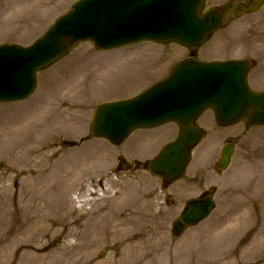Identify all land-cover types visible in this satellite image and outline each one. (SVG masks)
Returning <instances> with one entry per match:
<instances>
[{
    "label": "rangeland",
    "instance_id": "obj_1",
    "mask_svg": "<svg viewBox=\"0 0 264 264\" xmlns=\"http://www.w3.org/2000/svg\"><path fill=\"white\" fill-rule=\"evenodd\" d=\"M10 1L14 4V11L21 10L26 14L0 24V44L27 43L41 34L63 8L66 9L76 0ZM221 1L207 0L203 6L206 9L210 4L224 3ZM13 8L11 6L9 10ZM260 15L264 19V8L254 16ZM236 21L230 11L226 12L223 30L215 32L198 47L199 57L215 59L235 54L233 49L238 43L232 34ZM140 45L128 51L121 48L91 49L82 56H75L72 63L75 62L79 68V82L57 89L60 79L73 77L68 76L70 66L64 67L65 62L74 55L71 54L58 64L56 61L38 72L37 88L33 95L17 102L0 103V246L12 245L6 251L7 260L0 264H27V259L22 257V253L27 250L38 254L55 251L60 257V264H105L108 257L116 260L115 264H131L128 262L130 256H137L136 251L130 250L132 254H129L120 244L116 246L113 243L117 239L115 235L112 237L108 234L106 248H103L100 240L91 246L90 240L85 238L97 227L96 214L76 217L78 219L72 224V230L76 233L67 230V222L60 219L56 221L60 236L49 231L44 239H27L25 231L28 226L21 210L26 212L25 209H28L27 200L32 191L28 188L26 166L22 158H29L23 152L35 147L47 155L53 154L47 163V172L54 169L56 159L72 161L77 168L76 173H79L81 185L76 191L79 196L76 199H84L81 202L82 212H85L86 207L105 205L110 214L108 222L101 228L107 232L119 230L124 233L118 236L119 239L127 238V243H141L139 249L142 252L146 250L149 257L138 264H186L184 253L190 251L191 245L197 243L195 241L210 248L213 247L212 242H218H215V238L221 235H224L225 240L237 239L245 234L264 237V125L251 126L239 122L230 127H221L214 123L212 112L205 111L199 118L205 133L199 146L192 152L188 171L182 179L167 188H162L161 179L147 168L127 172L116 167L117 154L133 151L132 145H137L138 141L151 138L146 153L153 155L171 140L174 133L167 132L163 125L144 131L147 136L143 131H135L118 147L109 146L101 139L90 138L86 128L92 106L102 101L135 95L162 76L165 67H170L189 50L177 43ZM87 75H93L96 79H87L86 82L91 84L80 83ZM49 81L57 83L51 82L49 85ZM48 87L52 90L46 89ZM55 114H61L62 117L56 119ZM50 115L51 119L35 121ZM37 129L47 131L43 134L31 132ZM228 137L235 140L233 155L227 169L218 171L216 161L219 148ZM86 138L89 139L83 142ZM113 181L121 187L122 194H117V198H110L115 191ZM187 185H192V190L182 195ZM209 186L216 187L215 210L206 220L175 239L171 234V225L183 203L187 197ZM88 193L93 194L89 196ZM102 194L108 195L109 199L102 198ZM197 236L203 239H192ZM41 241L48 247L35 249ZM205 252L209 254L210 250L206 249Z\"/></svg>",
    "mask_w": 264,
    "mask_h": 264
},
{
    "label": "water",
    "instance_id": "obj_2",
    "mask_svg": "<svg viewBox=\"0 0 264 264\" xmlns=\"http://www.w3.org/2000/svg\"><path fill=\"white\" fill-rule=\"evenodd\" d=\"M201 0H80L59 17L28 48L0 46V101L24 98L35 83V71L68 52L79 39L93 40L97 48L115 47L140 40L200 44L219 25L220 16L210 11L197 15ZM214 109L221 124L245 118L264 123V92L249 91L240 65L204 64L194 58L178 62L167 78L138 96L107 102L95 109L91 131L119 143L136 127H150L168 120L180 125L176 140L165 145L151 160L150 169L166 181L182 174L190 149L200 138L192 126L205 108ZM229 152L219 167L224 168ZM209 200L192 203L182 213L185 222L204 217Z\"/></svg>",
    "mask_w": 264,
    "mask_h": 264
},
{
    "label": "bare ground",
    "instance_id": "obj_3",
    "mask_svg": "<svg viewBox=\"0 0 264 264\" xmlns=\"http://www.w3.org/2000/svg\"><path fill=\"white\" fill-rule=\"evenodd\" d=\"M52 114V113H50ZM53 115V114H52ZM50 116H42L39 119H35L36 122L42 121L44 119H51ZM61 114H55L54 118H61ZM36 132V134L46 133L47 129H37L31 130V132ZM23 143V142H21ZM20 143V144H21ZM25 145V144H24ZM22 145L23 147H25ZM26 157L24 160V165L26 166V180L28 182V188L32 191V194L29 195L28 198V209L25 211L21 210V215L24 217V222L28 229H26L27 239L30 238H38L44 239L49 231L53 235L60 236L58 222L60 219L65 220L67 222L68 229L71 230L72 233H76L72 230V224L75 223V220L78 219L82 214L94 215L96 214V229L90 231L89 235L85 239H89L91 246L96 242V240H100L102 242L103 248L107 247L108 234L112 235V237L117 238L113 243L117 246L120 244L122 249L126 250L129 254L130 250L136 251V255L130 256V260L128 261L131 264H138L140 261L146 260L149 254L143 250L142 252L139 248L141 247V243L133 242L127 243V238L119 239V235H123L124 233L119 232V230L108 231L103 230L101 226H105L106 222H108L109 209L105 207V205L99 204L96 207H86L85 212H82L83 204L81 202L84 200L76 199L79 197L76 195V191L78 190L80 184L79 173L77 174V168L73 166L71 160H67L66 162L62 159H56L53 164L54 169L51 172H47V163L53 154H46L45 152H40V148H28L26 152H23ZM111 182V181H109ZM113 187L115 191L110 195V198H117V194H122L120 191V184L113 181ZM125 194V192H123ZM76 195V196H75ZM105 200L109 199V196H104L102 194V198ZM76 203H80L77 204ZM55 209V210H54ZM56 214V215H55ZM56 216V217H55ZM29 224V225H28ZM54 224H56L54 226ZM22 234V233H18ZM31 239V240H32ZM125 240V241H124ZM14 243V242H13ZM39 246H35V249L41 250L48 247V244L39 242ZM12 245H1L0 246V263L5 262L7 260L6 251ZM145 249V246L143 247ZM68 249V246H67ZM24 258L27 259V264H60V257L56 254L55 251L50 250L44 254H38L33 251H24ZM146 254V255H145ZM116 260L111 258H107L105 264H115Z\"/></svg>",
    "mask_w": 264,
    "mask_h": 264
},
{
    "label": "flooded vegetation",
    "instance_id": "obj_4",
    "mask_svg": "<svg viewBox=\"0 0 264 264\" xmlns=\"http://www.w3.org/2000/svg\"><path fill=\"white\" fill-rule=\"evenodd\" d=\"M250 0H237V3L247 5ZM222 14L224 9L221 8ZM252 63L253 60L251 59ZM134 164L136 159H130ZM130 166V165H129ZM208 195L207 189H200L195 197H204ZM214 202V201H213ZM215 204V203H214ZM188 226H184L187 228ZM252 237H240L237 241H229L220 245V258L207 257L205 247L201 246V243H194L190 247V251L186 250L187 264H264V246L261 244L256 246L255 242H252ZM197 244L196 246H193ZM255 249H263L258 252H250ZM229 256V257H224ZM247 256L249 258L247 259ZM242 261V263L240 262Z\"/></svg>",
    "mask_w": 264,
    "mask_h": 264
}]
</instances>
